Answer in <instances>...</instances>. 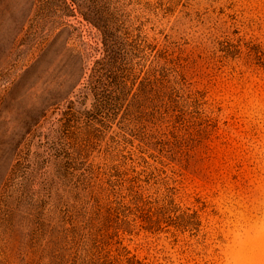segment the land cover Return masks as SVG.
Listing matches in <instances>:
<instances>
[{
  "label": "rangeland",
  "instance_id": "rangeland-1",
  "mask_svg": "<svg viewBox=\"0 0 264 264\" xmlns=\"http://www.w3.org/2000/svg\"><path fill=\"white\" fill-rule=\"evenodd\" d=\"M109 1L130 32L128 63L136 74L156 67V49L146 44L158 43L164 30L202 93L184 108L183 129L164 150L112 141L118 119L93 153L97 160L127 154L126 187L151 200L146 210L128 211L133 232L121 231L125 257L264 264V0H174L166 17L153 0ZM32 3L4 0L0 7V264H80L74 251L51 249L28 204L43 201L47 216L56 192L68 196L77 184L71 177L68 186L59 179L50 185L66 159L61 113L81 87L70 93L63 84L72 71L66 55L89 51L99 34L79 14L46 16L38 7L30 12ZM24 186L27 203L17 209L13 198Z\"/></svg>",
  "mask_w": 264,
  "mask_h": 264
},
{
  "label": "trees",
  "instance_id": "trees-1",
  "mask_svg": "<svg viewBox=\"0 0 264 264\" xmlns=\"http://www.w3.org/2000/svg\"><path fill=\"white\" fill-rule=\"evenodd\" d=\"M3 1L0 0V7ZM32 1L30 12L38 7L46 16L79 14L97 29L99 36L95 45H87L89 51L66 55L72 71L63 84H68L70 93L78 85L81 87L61 113L57 132L67 141L66 159L50 185L53 187L59 179L68 186L71 177H77V184L68 196L56 192V203L47 216L43 201L29 202V209L34 210L29 211L30 216L38 230L51 236V249L74 251L80 264H141L125 257L122 232H133L128 211L146 210L151 200L134 185L126 187L125 183L131 180L127 154L112 153L97 160L92 158L93 153L109 123L118 119L122 126L111 136L112 141L134 145L138 140V146L149 152L157 150V144L164 150L171 143V136L183 129L187 114L184 108L200 101L202 93L195 88L186 57L177 51L173 36L164 30V38L158 43L146 44L156 49V67L142 71L143 75L136 74L128 63L130 32L109 0ZM174 3L149 1L164 17L173 12ZM6 11L12 10L7 7ZM90 97L88 107L86 100ZM24 187L13 198L17 209L27 203ZM147 222L146 228H153L155 220Z\"/></svg>",
  "mask_w": 264,
  "mask_h": 264
}]
</instances>
